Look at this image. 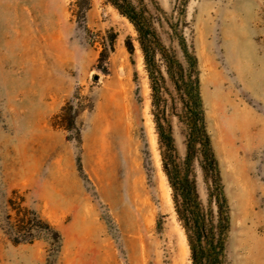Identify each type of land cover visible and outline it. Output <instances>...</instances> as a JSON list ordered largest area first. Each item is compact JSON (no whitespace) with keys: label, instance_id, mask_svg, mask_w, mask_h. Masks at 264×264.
I'll use <instances>...</instances> for the list:
<instances>
[{"label":"rangeland","instance_id":"rangeland-1","mask_svg":"<svg viewBox=\"0 0 264 264\" xmlns=\"http://www.w3.org/2000/svg\"><path fill=\"white\" fill-rule=\"evenodd\" d=\"M134 1L198 58L226 264H264V0ZM160 109L182 166L169 79ZM158 111L138 32L108 0H0V264H192ZM193 167L209 210L214 187Z\"/></svg>","mask_w":264,"mask_h":264},{"label":"trees","instance_id":"trees-1","mask_svg":"<svg viewBox=\"0 0 264 264\" xmlns=\"http://www.w3.org/2000/svg\"><path fill=\"white\" fill-rule=\"evenodd\" d=\"M108 1L133 23L138 32L151 80L153 104L159 108L155 119L163 148L164 169L173 188L177 214L186 232L192 264H226L230 210L207 130L198 58L184 36L178 38L181 56L166 46L152 17L134 0ZM113 41L114 38L111 47ZM127 46L130 52L134 50L131 41ZM167 79L178 95L181 105L178 115L187 128V155L182 166L176 160L174 137L170 124L165 120V111L160 109ZM199 157L204 176L210 188L214 187L209 194V210L201 202L194 174L193 165Z\"/></svg>","mask_w":264,"mask_h":264}]
</instances>
